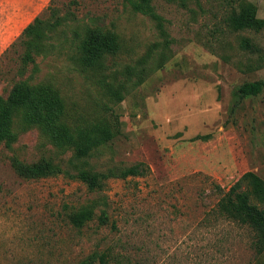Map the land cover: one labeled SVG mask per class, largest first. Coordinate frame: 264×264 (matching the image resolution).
Listing matches in <instances>:
<instances>
[{
  "label": "rangeland",
  "instance_id": "obj_1",
  "mask_svg": "<svg viewBox=\"0 0 264 264\" xmlns=\"http://www.w3.org/2000/svg\"><path fill=\"white\" fill-rule=\"evenodd\" d=\"M248 1L264 19V0ZM152 5L167 46L130 0H52L39 16L54 48L35 57L38 67L29 64L24 78L53 82L68 127L104 142L81 157L32 128L19 130L11 148L0 145V264H82L101 253L109 264H264L249 229L216 214L223 193L246 172L264 179V87L258 96H237L246 83H264V30L230 28L232 0ZM95 31L119 43L97 69L83 64L79 49ZM25 52L18 45L0 56L5 98L23 76ZM44 159L63 172L18 173ZM139 163L146 175L110 178L99 192L76 178L81 169ZM84 206L95 214L77 228L70 216Z\"/></svg>",
  "mask_w": 264,
  "mask_h": 264
},
{
  "label": "trees",
  "instance_id": "obj_2",
  "mask_svg": "<svg viewBox=\"0 0 264 264\" xmlns=\"http://www.w3.org/2000/svg\"><path fill=\"white\" fill-rule=\"evenodd\" d=\"M134 11L151 18L165 38L166 46L170 43L169 35L161 17L152 0H130ZM186 6L189 1L179 0ZM236 6L228 17V26L235 31L264 30V19L258 17L257 7L248 0H232ZM49 42V33L46 32L43 22L37 17L28 25L22 35L2 54L5 56L11 49L18 45L25 47L22 57L24 66L20 69L22 78L17 81L5 98L0 95V145L11 146L18 139L19 130L27 131L36 128L40 134L54 146L63 148L75 146L81 157L88 156L95 148L103 144L101 136L91 135L82 131H73L66 124L67 105L61 92L51 81L33 82L30 78L25 79V72L29 64H34L35 57L45 56L54 46ZM249 46V40H244ZM118 37L114 34L92 32L88 35L85 43L80 46V52L85 57L83 64L90 68H100L105 62L107 53L118 48ZM165 53V52H164ZM151 55L148 56L150 58ZM147 76L142 70L138 74V84H143V78ZM263 82L246 83L242 85L237 96L240 98L255 97L263 92ZM79 136V138L77 137ZM206 137H197L205 139ZM19 168L18 166H16ZM149 168L145 163H139L132 167L119 171L94 172L85 169L78 171L76 178L80 180L91 192L103 191L110 178L127 180L131 177L146 175ZM63 170L51 160L44 159L34 165L21 164L18 171L21 177L40 178L57 175ZM95 210L84 206L75 214L71 215V222L77 228H82L85 223L93 218ZM217 218L225 219L240 227H247L251 232V245L258 255L264 253V179L255 172H246L239 181L227 192H224L216 209ZM109 264L107 253L90 256L82 264ZM131 264V263H128Z\"/></svg>",
  "mask_w": 264,
  "mask_h": 264
},
{
  "label": "crops",
  "instance_id": "obj_3",
  "mask_svg": "<svg viewBox=\"0 0 264 264\" xmlns=\"http://www.w3.org/2000/svg\"><path fill=\"white\" fill-rule=\"evenodd\" d=\"M52 0H0V56Z\"/></svg>",
  "mask_w": 264,
  "mask_h": 264
}]
</instances>
